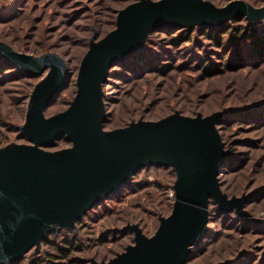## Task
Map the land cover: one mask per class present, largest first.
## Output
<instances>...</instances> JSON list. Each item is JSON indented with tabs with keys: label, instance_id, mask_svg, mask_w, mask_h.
<instances>
[{
	"label": "rangeland",
	"instance_id": "obj_1",
	"mask_svg": "<svg viewBox=\"0 0 264 264\" xmlns=\"http://www.w3.org/2000/svg\"><path fill=\"white\" fill-rule=\"evenodd\" d=\"M137 1L0 0V151L30 143L21 139L20 127L35 86L48 73L32 78L16 55L58 54L65 59L72 76L46 116L63 112L76 94L90 39L96 33L100 40L114 30L118 12ZM208 1L224 7L234 0ZM239 1L257 14L229 20L221 30L227 33L217 41L196 29L190 41L175 45L180 30L154 29L141 53L116 63L103 86L107 130L139 119L156 121L176 111L186 116L226 112L218 128L230 155L219 179L228 199L243 198L242 208L222 209L215 201L209 205L208 233L193 248L188 264H264V50L259 54L250 39L255 30L264 41V0ZM212 70L218 72L210 74ZM69 146L58 141L48 150ZM176 180L173 168H144L130 185L86 213L76 229L49 234L39 248L11 264L109 261L134 244L128 225H139L147 236L157 231L160 219L172 212ZM66 244L76 247L70 257H54L61 254L55 248Z\"/></svg>",
	"mask_w": 264,
	"mask_h": 264
},
{
	"label": "water",
	"instance_id": "obj_2",
	"mask_svg": "<svg viewBox=\"0 0 264 264\" xmlns=\"http://www.w3.org/2000/svg\"><path fill=\"white\" fill-rule=\"evenodd\" d=\"M258 10L234 0L217 7L208 0H139L118 12L116 28L98 40L95 33L82 59L76 94L68 108L46 116V108L71 78L58 54H17L22 68L45 77L35 86L20 131L30 143L0 151V264L22 259L49 234L76 229L77 222L111 195L130 185L148 166L177 173L172 212L152 236L137 225L134 244L107 262L91 264H187L209 230V205L242 208L228 199L219 176L230 153L218 128L226 114L181 112L156 121L139 119L107 130L103 85L110 70L139 50L154 29L218 27ZM67 136L71 145L48 150Z\"/></svg>",
	"mask_w": 264,
	"mask_h": 264
},
{
	"label": "trees",
	"instance_id": "obj_3",
	"mask_svg": "<svg viewBox=\"0 0 264 264\" xmlns=\"http://www.w3.org/2000/svg\"><path fill=\"white\" fill-rule=\"evenodd\" d=\"M226 26V23L224 24V25H222V26H218V27H208V26H199V27H196V28H194V29H192V30H190V29H173V30H170V31H172V32H176V31H181V35H179L177 38H175L174 39V41H173V43L175 44V45H178L181 41H183L184 39H186V40H184V41H186V42H188V41H190L191 40V37H192V34H193V32L197 29V30H201V32H202V35H205V37H207L208 39H210V40H215V41H217L218 40V38H220L221 36H223V34H226L227 32H221V30L223 29L224 30V28L223 27H225ZM202 29H206V30H202ZM153 31L154 30H152L151 31V33L150 34H152L153 33ZM220 34H222V35H220ZM250 34V33H249ZM250 39L253 41V45H254V49L255 50H257L258 51V53L260 54H263V50H264V41H262L261 42V39L259 38V37H256V35H255V30H252V34H251V37H250ZM139 53H141V50H139L138 51ZM137 52V54H139ZM135 55V54H134ZM134 55L133 56H131L130 58H132L133 59V57H134ZM135 57H136V55H135ZM129 59V58H128ZM4 64L3 63H1V66H3ZM116 66V64L113 66V67H115ZM112 70V69H111ZM111 70H110V75H109V77H108V79H107V81L104 83V85L108 82V80H109V78L111 77ZM218 72V70H212L211 72H210V74H216ZM70 73H72L71 71H70ZM32 78H40V77H37V76H35V75H33V76H31ZM67 83H68V81H67ZM66 83V84H67ZM66 84H65V86H64V88L66 87ZM103 85V86H104ZM63 88V89H64ZM62 89V90H63ZM61 90V91H62ZM60 91V92H61ZM49 106V105H48ZM48 108V107H47ZM47 108H46V110H47ZM108 114V113H107ZM108 117H109V115H107V122H106V124L108 123ZM106 124H105V127H106ZM221 124V120H219V122H218V125H220ZM21 139H25V140H28L27 139V137L25 136V135H23V134H21ZM58 141H64L65 143H67V144H69V145H71V143H70V141H69V139H68V137L67 136H62V137H60L59 139H57L56 141H55V146L53 147V148H55V147H57L58 146ZM149 167V166H148ZM158 167V166H157ZM160 168H165V169H168L169 167H160ZM223 173V170L221 169V174ZM220 174V175H221ZM140 187L142 188L143 186H141L140 185ZM211 203H213V200L211 201ZM210 203V204H211ZM98 207V206H97ZM96 208V207H95ZM94 208V209H95ZM93 210V209H92ZM92 210H90V211H92ZM90 211H88V212H90ZM87 212V213H88ZM210 223H211V219H210ZM206 238V237H205ZM55 249H57L58 251H59V253H61L60 255H58V256H56V255H53L54 257H59L60 259H68L69 257H70V255L72 254V252H73V250H75L76 249V247L75 246H72V244H66V246L65 247H63V248H60L59 246H57ZM191 260V257L189 258V260H188V262ZM188 262H187V264H188Z\"/></svg>",
	"mask_w": 264,
	"mask_h": 264
},
{
	"label": "built area",
	"instance_id": "obj_4",
	"mask_svg": "<svg viewBox=\"0 0 264 264\" xmlns=\"http://www.w3.org/2000/svg\"><path fill=\"white\" fill-rule=\"evenodd\" d=\"M171 196L173 197V196H174V194H173V193H171Z\"/></svg>",
	"mask_w": 264,
	"mask_h": 264
}]
</instances>
